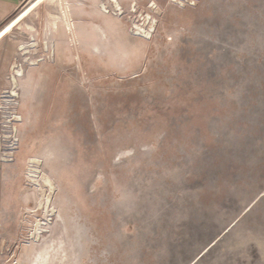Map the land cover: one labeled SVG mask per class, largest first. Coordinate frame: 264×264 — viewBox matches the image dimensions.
<instances>
[{
  "label": "rangeland",
  "instance_id": "1",
  "mask_svg": "<svg viewBox=\"0 0 264 264\" xmlns=\"http://www.w3.org/2000/svg\"><path fill=\"white\" fill-rule=\"evenodd\" d=\"M10 22L0 264H264V0H27Z\"/></svg>",
  "mask_w": 264,
  "mask_h": 264
},
{
  "label": "crops",
  "instance_id": "2",
  "mask_svg": "<svg viewBox=\"0 0 264 264\" xmlns=\"http://www.w3.org/2000/svg\"><path fill=\"white\" fill-rule=\"evenodd\" d=\"M26 1L27 0H0V22L5 20L8 16H10L14 11H16Z\"/></svg>",
  "mask_w": 264,
  "mask_h": 264
},
{
  "label": "bare ground",
  "instance_id": "3",
  "mask_svg": "<svg viewBox=\"0 0 264 264\" xmlns=\"http://www.w3.org/2000/svg\"><path fill=\"white\" fill-rule=\"evenodd\" d=\"M113 1V0H112ZM34 4L32 3V5H30V7L29 8H27V9H30L32 6H33ZM105 8V7H104ZM25 11H27V10H25ZM104 12H105V10H104ZM18 18V17H17ZM12 24H13V22H10V23H8L5 27H3L1 30H0V37L1 36H3L10 28H11V26H12ZM11 96H15V94H12Z\"/></svg>",
  "mask_w": 264,
  "mask_h": 264
},
{
  "label": "water",
  "instance_id": "4",
  "mask_svg": "<svg viewBox=\"0 0 264 264\" xmlns=\"http://www.w3.org/2000/svg\"><path fill=\"white\" fill-rule=\"evenodd\" d=\"M206 249H207V248H206ZM206 249H205V250H206ZM205 250H204V251H205ZM204 251H202V252H204Z\"/></svg>",
  "mask_w": 264,
  "mask_h": 264
}]
</instances>
